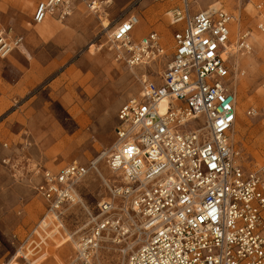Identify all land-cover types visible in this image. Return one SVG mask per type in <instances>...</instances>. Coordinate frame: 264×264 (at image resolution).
Wrapping results in <instances>:
<instances>
[{"label": "built area", "instance_id": "obj_1", "mask_svg": "<svg viewBox=\"0 0 264 264\" xmlns=\"http://www.w3.org/2000/svg\"><path fill=\"white\" fill-rule=\"evenodd\" d=\"M78 1L93 13L101 7L99 0ZM150 1L168 4L164 13L174 27L169 55L157 30L135 34L140 18L134 12L108 35L114 60L128 68H147L169 56L157 80L140 75L138 94L116 112L105 154L113 179H102L109 196L95 213L79 196V184L97 172L94 160L58 170L36 164L23 173L45 214L60 217L68 205L85 209L73 264H95L106 242L118 247L124 264H264V154L249 168L231 141L238 113L228 65L232 53L226 57L224 51L233 15L221 7L202 9L197 0ZM72 2L40 0L31 21H62L71 15ZM261 5L256 28L264 33ZM250 36L248 30L238 35L240 54L251 51ZM20 44L19 36L0 31V58ZM244 115L249 121L262 116L264 106H249Z\"/></svg>", "mask_w": 264, "mask_h": 264}, {"label": "rangeland", "instance_id": "obj_2", "mask_svg": "<svg viewBox=\"0 0 264 264\" xmlns=\"http://www.w3.org/2000/svg\"><path fill=\"white\" fill-rule=\"evenodd\" d=\"M38 1L0 0V31L21 38L17 49L0 58V264H8L11 259L29 264L18 252L20 248L24 251L25 244L35 237L33 231L45 213L42 200L27 181L29 174L23 173L21 167L30 169L39 164L58 170L72 161L89 165L104 153L96 164L103 178L90 171L79 184L78 193L92 213L96 212L97 203L109 196L102 179H113L105 154L114 139L116 112L128 98L138 94L141 74L157 80L169 60V56L162 57L147 68H128L115 61L108 42L114 27L130 12L137 13L140 19L135 34L141 36L155 29L167 47L166 53L169 55L171 51L174 27L164 13L167 3L99 0L101 7L93 13L78 0H72L69 17L62 21L50 17L46 24L50 27L44 26L46 29L39 32V23L31 21ZM210 2H217V8L233 16L237 14L242 25L230 38L235 47L242 31L248 30L250 35L258 31L256 4H262L264 16V0H199L202 9ZM100 16L109 23L106 29ZM251 52L254 61L250 69L235 63L234 54L228 59L236 109L243 114L247 107H259L264 102L258 93L264 83V47L260 55L252 44ZM43 118L46 131L33 129L29 124L32 119L40 122ZM53 134L57 137L52 139ZM231 141L239 149L242 163L254 168L264 154V115L247 124L238 115ZM6 158H10V163L3 162ZM11 164L16 165L12 166L14 170ZM59 218L76 242L87 222L83 206H65ZM48 244L50 247L46 249L50 251L52 244ZM65 246L67 249L59 253L60 260L73 264L75 245L68 241ZM124 261L118 247L107 242L94 260L95 264H124ZM36 264L58 262L50 256Z\"/></svg>", "mask_w": 264, "mask_h": 264}, {"label": "bare ground", "instance_id": "obj_3", "mask_svg": "<svg viewBox=\"0 0 264 264\" xmlns=\"http://www.w3.org/2000/svg\"><path fill=\"white\" fill-rule=\"evenodd\" d=\"M197 3L200 5L199 0H197ZM217 2H210L208 3L209 8L211 9H217ZM201 7V5H200ZM206 7V8H207ZM101 18V25L104 29H106L109 25L108 21L100 16ZM48 19L44 20L43 22L39 23L40 25V31L45 30L47 27H50V25L46 26ZM242 23L237 21V14L233 16V22L232 26L230 27V38L235 31L240 29ZM46 28H45V27ZM139 27V26H138ZM43 32V31H42ZM251 40L253 47L258 49L259 54L262 55L263 53V47H264V33L259 32V31H253L251 33ZM229 53L234 54V60L235 63H241L244 69H250L251 64L254 61L252 57V52L250 51L248 54H240L236 52V47L234 43L231 41L227 44L226 49L224 51V56H228ZM262 98L264 99V89L260 87L259 92H258ZM264 101V100H263ZM167 100H163L160 104L161 109L163 110L166 106ZM264 106V102L260 107ZM238 115H240L241 118L244 119L245 123L247 124L249 120L245 117L243 112L238 109L237 110ZM41 123V121H40ZM57 134L51 135V138H56ZM238 136H235V141H237ZM65 141V140H63ZM102 153L100 156H98L94 161L97 162L101 159ZM97 173L102 177L101 172L97 168ZM103 178V177H102ZM83 202V201H82ZM113 204L118 205L119 201L116 199L113 200ZM34 234L35 237L28 241L25 244L24 251L20 248L19 254L25 258V260L29 264H36L38 263L41 259L47 258V257H53L58 264H63L62 261L60 260L59 253L64 252L67 247L65 246L68 241H71L74 245L76 242L73 239V235L67 230L65 227L64 223L60 220V218L56 215H50L48 213H44L43 216L38 220L36 227L34 229ZM48 243H51V250L48 251L46 247L49 246ZM50 247V246H49ZM42 251V253H41ZM50 252V253H49ZM40 255V256H38ZM8 264H18L17 262H14L12 259L9 261Z\"/></svg>", "mask_w": 264, "mask_h": 264}, {"label": "crops", "instance_id": "obj_4", "mask_svg": "<svg viewBox=\"0 0 264 264\" xmlns=\"http://www.w3.org/2000/svg\"><path fill=\"white\" fill-rule=\"evenodd\" d=\"M3 32V31H2ZM8 56V55H7ZM6 56V57H7ZM0 98H1V96H0ZM10 107V106H9ZM6 109H8V107L6 108ZM5 109V110H6ZM11 113H13V112H11ZM31 126H33V129L35 128V129H38L39 131H46V119L45 118H43L42 120H41V123L40 122H38L36 119H32L31 121H30V123H29ZM36 125H38V126H36ZM21 169L23 170L24 169V167H21Z\"/></svg>", "mask_w": 264, "mask_h": 264}, {"label": "snow or ice", "instance_id": "obj_5", "mask_svg": "<svg viewBox=\"0 0 264 264\" xmlns=\"http://www.w3.org/2000/svg\"><path fill=\"white\" fill-rule=\"evenodd\" d=\"M229 119H231V117H229ZM221 123H222V121H221ZM213 167H215V165H213ZM201 219H203V218H201Z\"/></svg>", "mask_w": 264, "mask_h": 264}]
</instances>
